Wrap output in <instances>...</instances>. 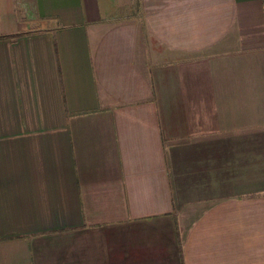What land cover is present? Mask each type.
Returning <instances> with one entry per match:
<instances>
[{
    "label": "crops",
    "instance_id": "crops-1",
    "mask_svg": "<svg viewBox=\"0 0 264 264\" xmlns=\"http://www.w3.org/2000/svg\"><path fill=\"white\" fill-rule=\"evenodd\" d=\"M127 2L0 0V264H264V0Z\"/></svg>",
    "mask_w": 264,
    "mask_h": 264
},
{
    "label": "rangeland",
    "instance_id": "rangeland-1",
    "mask_svg": "<svg viewBox=\"0 0 264 264\" xmlns=\"http://www.w3.org/2000/svg\"><path fill=\"white\" fill-rule=\"evenodd\" d=\"M113 4H114V2H113ZM132 5L133 4L128 3L127 0H121V3L119 4L120 9L118 11V14H123L125 11L132 10L133 8H135Z\"/></svg>",
    "mask_w": 264,
    "mask_h": 264
}]
</instances>
